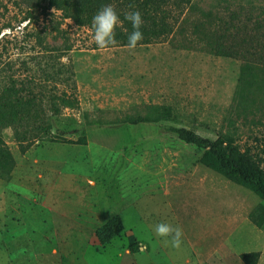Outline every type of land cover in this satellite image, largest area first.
Returning <instances> with one entry per match:
<instances>
[{
	"label": "rangeland",
	"instance_id": "1",
	"mask_svg": "<svg viewBox=\"0 0 264 264\" xmlns=\"http://www.w3.org/2000/svg\"><path fill=\"white\" fill-rule=\"evenodd\" d=\"M29 4L0 0V89L33 79L54 131L87 144L36 140L22 152L4 130L16 166L0 178V264H245L254 251L264 264V224L252 220L264 198L174 130L231 131L264 165V0H168L171 32L134 50L100 49L93 29ZM153 104L175 118L123 121ZM116 215L124 230L101 244L97 228ZM161 222L182 228L180 249L155 235Z\"/></svg>",
	"mask_w": 264,
	"mask_h": 264
},
{
	"label": "trees",
	"instance_id": "2",
	"mask_svg": "<svg viewBox=\"0 0 264 264\" xmlns=\"http://www.w3.org/2000/svg\"><path fill=\"white\" fill-rule=\"evenodd\" d=\"M31 11L41 9L43 15H47L52 9L61 13L64 19H71L79 27L93 29L92 19L102 6L112 4L120 16L121 23L116 28V40L118 43L128 44V35L132 32L131 23L125 20V13L139 10L144 19L141 31L144 38L139 43L150 42L162 35L171 32L163 15L164 5L168 0H29ZM131 6V7H130ZM94 31V29H93ZM44 38V37H43ZM40 40L42 37L40 36ZM221 55L232 56L235 51L232 47L221 43L215 47ZM10 78L9 84L0 89V178L10 179L16 166V161L8 144L4 139L5 129H14L15 139L19 142L22 152L36 140H49L51 142L87 144L85 137L77 140L66 137L65 131H54V115H49L44 109V96L34 88L33 79L21 82ZM55 113L58 107L51 98L47 99ZM44 104V106H43ZM176 113L171 105H149L144 115L127 116L123 121L130 123L156 122L160 120L174 119ZM178 137L187 143L197 145L203 149L201 162L221 172L224 176L251 186L255 192L264 198V165L262 158L255 155L249 147L243 148L236 141L233 132L221 133L216 138L205 137L195 130L186 127H175ZM264 147V137L259 139ZM255 225L261 228L264 224V215L261 218H252ZM125 226L121 217L116 215L97 228L96 234L101 244H106L119 235ZM132 242L135 236L131 237ZM137 245L132 247L135 252ZM261 253L259 251L244 252L240 254L245 264H258Z\"/></svg>",
	"mask_w": 264,
	"mask_h": 264
},
{
	"label": "clouds",
	"instance_id": "3",
	"mask_svg": "<svg viewBox=\"0 0 264 264\" xmlns=\"http://www.w3.org/2000/svg\"><path fill=\"white\" fill-rule=\"evenodd\" d=\"M125 20L131 23L133 29L128 35L127 46L129 49L134 50L144 38V34L141 31L144 19L139 10H132L125 13ZM120 23V16L112 4L102 6L94 15L92 19L93 39L100 49H107L117 45L116 28ZM152 230L157 237L161 238L165 247L181 248L183 242V230L181 227L161 222L156 224Z\"/></svg>",
	"mask_w": 264,
	"mask_h": 264
},
{
	"label": "crops",
	"instance_id": "4",
	"mask_svg": "<svg viewBox=\"0 0 264 264\" xmlns=\"http://www.w3.org/2000/svg\"><path fill=\"white\" fill-rule=\"evenodd\" d=\"M92 232H93V237H92V238H93V240H94V238H95V229H94V225H93V227H92ZM209 249H211V250H209ZM218 249H219L220 252H221V246H217V247H215V246H210V248H208V249H206V250H207L208 252H209V251L212 252V251H215V250H218ZM206 250H205V252H204V254H203L204 256H206V254H205V253H206ZM54 252L57 253L56 250H55ZM121 253H122V252L120 251V252H119V255H120V256H121ZM219 254H220V253H219ZM219 257H221V256H219ZM260 257H261V255H260ZM221 258H222V257H221ZM207 259H208V258H207ZM189 261H190V259H189Z\"/></svg>",
	"mask_w": 264,
	"mask_h": 264
}]
</instances>
